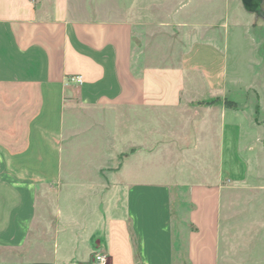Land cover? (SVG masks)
I'll return each mask as SVG.
<instances>
[{
  "label": "crops",
  "instance_id": "crops-1",
  "mask_svg": "<svg viewBox=\"0 0 264 264\" xmlns=\"http://www.w3.org/2000/svg\"><path fill=\"white\" fill-rule=\"evenodd\" d=\"M133 42L129 22L75 18L69 0H0V252L22 254L11 264H90L100 251L109 264H218L221 182L241 170L240 127L233 111L202 102L224 89L226 49L197 38L176 66L137 69ZM182 107L195 127L175 136L192 139L188 153L215 155L191 163L214 175L164 183L121 173L94 217L95 183L74 171L94 169L95 147L66 140L76 109ZM183 186L184 211L172 200ZM46 203H56V237L45 246L35 236ZM44 248L46 259L35 252Z\"/></svg>",
  "mask_w": 264,
  "mask_h": 264
},
{
  "label": "rangeland",
  "instance_id": "rangeland-1",
  "mask_svg": "<svg viewBox=\"0 0 264 264\" xmlns=\"http://www.w3.org/2000/svg\"><path fill=\"white\" fill-rule=\"evenodd\" d=\"M69 2L75 18L129 22L134 57L141 61L137 69L143 68L145 62L176 66L188 42L197 38L226 49V67L219 81L224 89L216 95L206 92L202 102L206 107L233 111L240 127L237 155L241 170L236 177L221 182L218 264H264V21L246 14L240 0ZM202 15L204 18H200ZM190 114L185 107L157 113L76 109L73 116L77 125L66 140L71 145L94 146L93 161L98 162L95 166H101L74 171L80 176L86 173L95 183L91 186L94 217L103 211L107 200H112V189L121 173L130 180L139 175L164 183L178 179L195 182L200 175H214L216 169L196 170L191 163L199 159L215 163V155L188 153L192 139L175 136L191 125L194 129ZM79 189L81 192L76 194L81 202L77 203V211L83 212L85 187ZM185 192L186 186L173 190L174 208L185 210ZM55 209L56 203H46L42 209L44 226L37 228L35 239L45 246L56 237L51 212ZM35 252L46 259L51 251L44 248ZM21 256L0 252V264L14 263Z\"/></svg>",
  "mask_w": 264,
  "mask_h": 264
},
{
  "label": "water",
  "instance_id": "water-1",
  "mask_svg": "<svg viewBox=\"0 0 264 264\" xmlns=\"http://www.w3.org/2000/svg\"><path fill=\"white\" fill-rule=\"evenodd\" d=\"M243 9L250 13L254 14L256 18L262 19L264 21V9L262 4L264 0H240Z\"/></svg>",
  "mask_w": 264,
  "mask_h": 264
},
{
  "label": "built area",
  "instance_id": "built-area-1",
  "mask_svg": "<svg viewBox=\"0 0 264 264\" xmlns=\"http://www.w3.org/2000/svg\"><path fill=\"white\" fill-rule=\"evenodd\" d=\"M77 82H80V78L77 77L75 79ZM90 264H109L108 263V256L100 251V252H95L93 255H92V258H91V263Z\"/></svg>",
  "mask_w": 264,
  "mask_h": 264
}]
</instances>
